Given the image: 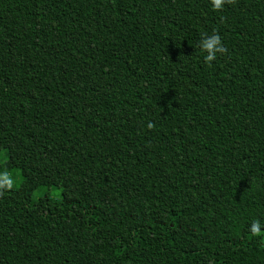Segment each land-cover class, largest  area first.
Instances as JSON below:
<instances>
[{
	"label": "trees",
	"instance_id": "obj_1",
	"mask_svg": "<svg viewBox=\"0 0 264 264\" xmlns=\"http://www.w3.org/2000/svg\"><path fill=\"white\" fill-rule=\"evenodd\" d=\"M0 158V264H264V0H0Z\"/></svg>",
	"mask_w": 264,
	"mask_h": 264
},
{
	"label": "clouds",
	"instance_id": "obj_2",
	"mask_svg": "<svg viewBox=\"0 0 264 264\" xmlns=\"http://www.w3.org/2000/svg\"><path fill=\"white\" fill-rule=\"evenodd\" d=\"M231 0H209L213 11H222L226 3ZM199 49L205 54L204 61L211 66V63L217 59L218 54L224 52V45L219 34L213 32L211 35L202 36L199 44ZM151 128V123L148 124ZM13 187V180L7 171L0 170V188L11 189ZM264 229L259 221H253L250 231L253 235H259L261 230Z\"/></svg>",
	"mask_w": 264,
	"mask_h": 264
},
{
	"label": "rangeland",
	"instance_id": "obj_3",
	"mask_svg": "<svg viewBox=\"0 0 264 264\" xmlns=\"http://www.w3.org/2000/svg\"><path fill=\"white\" fill-rule=\"evenodd\" d=\"M10 175H11V178L13 180V185L14 186H18V184H19V177L17 176V174L16 173H11ZM44 195H48L50 198H58L59 195H60V192H59V190H56V189H51V190H38V191H35L34 192L33 199H38L39 197L44 196Z\"/></svg>",
	"mask_w": 264,
	"mask_h": 264
}]
</instances>
